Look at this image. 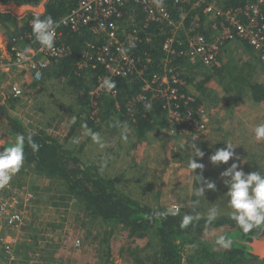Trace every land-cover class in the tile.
<instances>
[{
	"label": "rangeland",
	"instance_id": "rangeland-1",
	"mask_svg": "<svg viewBox=\"0 0 264 264\" xmlns=\"http://www.w3.org/2000/svg\"><path fill=\"white\" fill-rule=\"evenodd\" d=\"M209 2L216 3L217 1L207 0V3ZM192 10L195 9L192 8ZM192 10L186 12L190 13ZM6 11L8 12L2 13H11L10 8ZM138 12L136 7L131 10V13ZM195 17L200 18L198 25L196 23L192 25V21H190ZM193 18H190L185 28L178 32L179 36L189 37L191 27H194L196 31L204 35L209 33L208 37L210 38L208 39L210 42H215L217 36L212 29L213 23L209 24L211 17L203 20L196 13ZM161 31L164 30L161 29ZM244 45L246 46L243 44L236 48L229 46L224 51L227 50L229 56L234 59L250 60L254 71H256L255 79L264 84V65ZM0 60L3 61L1 58ZM0 64H2L1 61ZM185 69V72L182 69V74H187L194 79L191 83L187 81L193 90L197 91L198 83L205 81L204 90L206 93L200 95L201 93L197 91L199 96L197 95L196 99H201V103L205 101L201 105H206L210 111L209 129L202 135L191 133L188 135H172L170 133L169 135L165 124V127L159 126L156 130L149 132L147 141H143L131 132L130 124L132 122L126 121L122 124L114 119L112 122L106 123L110 127L100 124L97 130H91L95 134L102 135L112 145L109 152L102 145L101 148L96 145L95 149L98 155L95 157L96 161H92L88 156L89 147L91 148L94 141L93 134L86 128L75 131L72 127L77 121V114L82 107L64 82L52 77L49 79V83H44L40 87L39 84L29 83L27 80L25 82L24 77L20 75L5 77L0 70V86L4 88V94L0 95V102L7 103L9 114L21 120L30 130L57 137L61 144L78 154L80 159L86 163H91L115 187L143 204L156 209L163 208L202 217L209 216L210 210L216 207L219 210L217 217L231 215L226 195L228 188L223 182L224 178L221 177V173L232 163H237L245 173L259 170L264 174V141L256 140L254 132L258 124L264 123V105L256 104L246 96H237L236 93L226 94L223 91L224 86H221L217 79L207 78L208 72L211 70L206 67H193L188 64ZM7 71L13 70L10 68ZM12 83L22 86L26 94L25 97L13 99L9 95V85ZM36 85L38 86L36 87ZM37 88H39L38 91H36ZM192 89L187 91L194 94ZM58 95L60 98L57 97ZM37 101H40V106H37ZM93 103L84 108L85 114L81 116V121H87L88 118H90L89 121H98L96 118L98 115L89 117L87 114L90 111L93 113L91 106L96 102L93 101ZM102 109L101 105V111H103ZM67 111L69 114H66ZM108 129L117 135V139L111 141ZM225 143L231 144L234 148L235 158L230 160L227 165L214 166L210 161V156L217 149L225 148ZM101 144L106 145L107 143L101 140ZM193 144L205 153L203 159L197 158V163L203 164L204 169L202 172L197 169L195 175H202L204 180L215 182V191L207 190L205 185L199 184L198 177L188 167L189 160L196 158ZM27 164L24 161L20 171L12 177V181L15 180L17 186L25 185L34 188L37 192L43 191L48 199L64 188L62 183L51 178L47 180L48 178L30 176V173H34L27 172V169L26 175H23L22 171L27 167ZM34 171L36 172L35 167ZM199 187H205L204 195H196ZM41 207H43V210L40 208L42 212L37 211L38 219L41 222L35 223V227L33 224L30 231L38 232L41 230V226L46 225L50 231L55 233L53 234L55 235L53 245L40 248L38 243L31 244L26 241V251L23 245L18 244L16 247L18 262L16 264H45L46 260H50L48 264L160 263L158 253L161 250L162 241L156 234L132 235L130 229L124 228L121 224H107L97 218L93 217L92 219L90 212L80 200L79 205L66 207L67 209L62 208L61 211H48L47 203ZM21 233H27V231L22 230ZM77 240L81 241V245L76 248L74 243ZM55 244L59 249L58 252L61 253V257L56 261L50 259ZM213 245L221 244L213 242ZM262 247L264 253V243ZM115 255L120 257L121 261H118L119 258L116 259ZM190 255L191 251H188L185 257ZM192 259L195 260V264H206L200 252L194 254ZM189 261V259L185 260L183 264H190Z\"/></svg>",
	"mask_w": 264,
	"mask_h": 264
},
{
	"label": "trees",
	"instance_id": "trees-1",
	"mask_svg": "<svg viewBox=\"0 0 264 264\" xmlns=\"http://www.w3.org/2000/svg\"><path fill=\"white\" fill-rule=\"evenodd\" d=\"M78 1L51 0L47 4L45 14L40 16V18L51 16L58 25L77 7ZM197 1L188 0L184 4L174 5L173 0H169L173 18L178 20L181 18V11L194 8L195 10L190 12L189 19L193 18L197 13L203 20H207V16L203 14L202 7L196 8L195 3ZM216 1L220 8L228 10L244 6L250 0ZM40 2L41 0H0L1 4L14 3L17 5H37ZM133 7L135 6L131 2L129 8L132 9ZM138 13L141 14L136 17V22L142 24L144 21L145 23L144 13L141 10ZM35 17L26 15L23 18H18L13 14L0 12V27L6 30L9 34L8 39L11 40L13 37H20L29 33L31 31L29 22ZM211 23L213 22L210 21L209 24L211 25ZM139 27L141 28L142 26L139 25ZM161 29L164 31H161ZM58 30L63 34L62 44L67 45L69 54L60 62L57 74L54 77L59 80H65L68 86L77 92L82 112L91 103V97H89L90 88L94 86L97 80L96 77L102 75L104 70L99 68L92 76L93 81L87 83V78H82L76 65L81 60L84 44L98 41L97 35L93 30L87 28L75 32L69 27L59 25ZM146 32L142 33L141 42L138 43L134 52V57L137 61L139 60V67L146 66L144 69L147 71L143 78H138L137 75H134L116 79L117 94L115 96L95 98L100 108L101 105L103 106V111H100L96 117L100 122L89 121V119L84 122L81 120L76 121L72 126L75 131L81 128L95 131L100 124L110 127L106 123L116 119L122 124L126 123V121L132 122L130 126L134 136L140 140L147 141L149 132L156 130L159 126L165 127L166 111L161 101L152 102L150 108H146V105H149L147 103L134 101L142 93L144 80L150 79L153 73L162 69V60L165 59V55L161 46L167 36L170 35L169 29L164 24L153 23ZM208 35L209 33H205V36L210 38ZM147 38L151 39V41L148 42ZM181 38L185 39L186 37L181 36ZM229 43L231 42L224 43L223 49L228 47ZM24 44L25 47H27V44L34 46V48L39 46L35 38L24 41ZM245 44L247 47L244 46L250 50V53L259 59L258 53L248 43ZM220 60L222 63L221 67L208 72L207 78L217 79L221 86H224L223 91L226 94L236 93L237 96H246L251 98L256 104L264 105V84L255 79L256 71H254L255 69L250 60L234 59L229 56L227 50L222 51ZM187 63L186 59H178L176 61L178 69L181 67L183 72L186 70ZM196 66L205 67L202 64L193 67ZM50 74L51 72L47 76L50 77ZM182 76L185 82L191 83L194 80L187 74ZM204 86L205 81H201L197 85V91L201 93L200 95L206 93ZM132 102H135L133 111L129 112V104ZM199 104H202L201 99H197L196 102L187 108L182 107L181 112H189V109L196 110ZM90 113L88 112L87 114L90 115ZM0 118L2 119L0 122V128H2L0 130V139L4 141L0 151L10 147L17 136H25L24 161L28 163V167H35L37 177L48 178V180L51 178L62 183L64 187L62 189L69 196H73L84 203L92 219L94 217L107 224H121L124 228L130 229L132 235H158L162 241L161 250L158 253L160 255L159 264H183L189 258L190 261L194 260L192 256L199 252L206 264H240L247 262L264 264L262 247L264 243V226L245 233L231 219V215H222L216 217L215 220H209V216H196L180 211H174L176 215H172L168 209H156L143 204L115 187L91 163H86L77 154L68 149L66 145H62L57 137L45 133H35L21 120L11 116L7 103L0 102ZM78 118H81L80 113ZM28 137H31L39 145L38 151H33L29 147ZM77 205H79V202ZM186 214L191 215L193 220L188 226L181 228V221ZM222 238L231 242L228 247H224L222 244L213 245V242L218 243ZM188 251H191V255L185 257ZM111 255L112 253L108 260ZM192 263L193 261L190 262V264Z\"/></svg>",
	"mask_w": 264,
	"mask_h": 264
},
{
	"label": "built area",
	"instance_id": "built-area-1",
	"mask_svg": "<svg viewBox=\"0 0 264 264\" xmlns=\"http://www.w3.org/2000/svg\"><path fill=\"white\" fill-rule=\"evenodd\" d=\"M187 1L173 0V4H184ZM131 2L144 13L145 23L144 21L142 24L128 21L131 17L128 15L132 10L129 11ZM195 4L196 8L202 7L204 15L211 17L212 29L217 36L215 42H210L194 27H191L189 37L182 39L178 32L185 28L191 14L183 10L180 13L181 18L175 20L170 11L169 0H79L77 7L57 25L53 49H44L39 45L25 53L20 45L28 39L35 38L31 28L29 33L17 38L13 37L5 48H2L0 58L3 61H0L7 60L11 69L20 72H16L17 74L24 75L27 79L28 73L33 82L40 84L48 78L49 67L69 54L68 49L59 43L61 34L58 30L59 25L69 27L75 32L86 28L93 30L100 42L95 41L89 46L90 52L84 54L82 62L86 66L90 65L92 69L99 67L104 70V74L98 77L94 89L89 92L91 103L96 102L91 106L93 108V113L92 111L91 113L97 116L101 108L95 98L117 94L116 88L108 90L103 81L107 78L115 82L118 78L134 75L143 78L147 71L144 69L146 66L139 67V60L137 61L134 57L135 49L141 42L142 33H145L151 24H164L169 29L170 35L161 46L165 55V59L162 60V69L153 73L150 79L144 80L142 93L134 101L149 105L155 100L161 101L166 111V126L169 135L170 133L172 135L190 133L202 135L209 129L210 111L200 105L196 110L189 109V112H181L182 107H189L196 102V99L192 94L183 90L186 83L182 78V68L178 69L176 61L186 59L187 65L202 64L213 70L221 67L220 59L224 43L240 40L248 43L258 53L260 62L264 65V0H250L244 6L228 10H222L215 2L207 3V0H198ZM199 22V17L192 19V25L194 23L198 25ZM147 41L150 42L151 39L147 38ZM21 53L25 54L22 60L19 56ZM4 67L5 65L0 64V68ZM3 74L6 73L3 72ZM1 90L0 95L4 94V88ZM9 95L13 99H21L26 94L22 86L12 83L9 85ZM134 104L135 102L129 104V112L133 111ZM26 169L27 172L34 173L29 172L30 176L37 178L34 166L24 168L23 175H26ZM78 202L77 198L69 196L64 190L58 191L48 199L45 192H37L34 188L25 185L17 186L15 180L11 179L7 186L0 188V264H16L18 262L16 247L22 242L38 243L40 248L53 245L55 237L53 234L55 233L50 231L46 225L43 227L40 225L41 230L38 232L30 231L33 224L35 227V223L41 222L37 216V211L42 212L43 210L44 206L41 207V205L47 203L48 211H61L62 208L70 207ZM22 230L27 233H21ZM80 245V240L74 243L76 248ZM58 251L55 244L50 254L51 260L56 261L61 257ZM114 257L121 261L117 255ZM49 262L50 260H46L45 264Z\"/></svg>",
	"mask_w": 264,
	"mask_h": 264
},
{
	"label": "clouds",
	"instance_id": "clouds-1",
	"mask_svg": "<svg viewBox=\"0 0 264 264\" xmlns=\"http://www.w3.org/2000/svg\"><path fill=\"white\" fill-rule=\"evenodd\" d=\"M216 5L220 8L217 3ZM56 27L57 24L51 16H47L43 19L37 16L31 22L32 34L35 37V41L42 48L48 50L54 48ZM28 51H30V49H25V53ZM19 56L21 60L25 58L24 53L19 54ZM183 80L185 82L184 78ZM103 83L108 90L116 88V83L107 78ZM185 83L188 85L187 81ZM183 90L186 93L192 94L195 99L197 98V95L186 91L184 87ZM146 108H150V105H146ZM254 132L256 140L264 141V123L258 124L255 127ZM93 138H96V134H93ZM25 139V136L19 135L11 143L10 147L0 151V188L7 186L12 177L19 172L23 166ZM27 139L29 147H31L33 151H38L39 145L32 140L31 137H28ZM225 144V148L217 149L215 153L210 156V161L214 166L219 167L221 164L227 165L230 160L235 158L233 151L234 148L231 144ZM193 147L195 148L196 158L189 160L188 167L195 175L197 169H200L201 172L204 169L203 164L197 163V158L203 159L205 153L195 144H193ZM195 176L198 177L199 184L205 185L207 190H216L215 182L204 180L202 175ZM221 177L224 178L223 182L228 188L226 195L228 197V207L231 209V219L236 222L237 226L245 233H249L254 229L264 226V174L259 170L245 173L240 169L239 164L232 163L230 167L221 173ZM204 194L205 187H199L196 195L200 196ZM169 211L172 215H176L174 211ZM218 214L219 210L216 207H213L209 213V220H215ZM192 220L193 217L186 214L181 221V228L188 226ZM219 243L224 247H228L231 242L222 238Z\"/></svg>",
	"mask_w": 264,
	"mask_h": 264
},
{
	"label": "crops",
	"instance_id": "crops-1",
	"mask_svg": "<svg viewBox=\"0 0 264 264\" xmlns=\"http://www.w3.org/2000/svg\"><path fill=\"white\" fill-rule=\"evenodd\" d=\"M51 0H43V1H41L39 4H37V5H17V4H14V3H8V4H1L0 3V12H8V11H6V10H8L9 8L11 9V13L10 14H13V15H15L16 17H18V18H22V17H24L25 15H27V14H29V15H33V16H43L44 14H45V12H46V7H47V4L50 2ZM133 9V8H132ZM136 9H138L137 7H136ZM139 14H141V13H129L128 15L129 16H131L129 19H128V21H136V17L139 15ZM8 33L6 32V30L4 29V28H2V27H0V52H1V50H2V48H5V46H7V44L9 43V39H8ZM62 33L60 34V38H59V43L60 44H62ZM24 43H22L21 45H20V47L23 49V50H25V49H30V50H32V49H34V46H29L28 44H27V47H25V44L23 45ZM91 44H92V42H89V43H85L84 44V46H83V48H82V56H81V60L77 63V68H78V71L80 72V74H81V76H82V78L84 77V78H87L86 80H87V83H91V81H93V78H92V76L94 75V73L99 69V67H97L96 69H92L91 68V66L89 65V66H86L82 61H83V56H84V54H87V53H89L90 52V48H89V46H91ZM243 44H245V42H242V41H233V42H231V43H229V45H228V48H229V46H233V48H236V47H238V46H240V45H243ZM66 48H68L67 47V45H65V44H63ZM69 49V48H68ZM224 49H226V48H224ZM223 49V50H224ZM65 59V58H64ZM63 60V59H62ZM61 60V61H62ZM60 61V62H61ZM8 61L7 60H5L4 62H2V65H5V67L4 68H0V70L1 71H3V72H7L6 74H4V76L5 77H7V76H19L20 74H17V73H20L19 71H17V70H13L14 72H9V71H7V70H9L11 67L9 66V63H7ZM60 62H54V64H52L50 67H49V69H48V71H47V74L49 73V72H51V74H50V77L48 78V79H46V81H44L43 83H40L39 85H40V87H42L43 86V84L44 83H49L50 81H49V79H51L52 77H54L55 76V74H57L56 72H57V70H58V66H59V64H60ZM3 63H5V64H3ZM3 72H2V74H3ZM17 72V73H16ZM102 74H104V72L102 73ZM26 75V74H25ZM20 76H23L24 77V75H20ZM99 77V76H98ZM98 77H96L97 78V80H96V82H95V84H94V86L92 87V88H90V90H89V92H91L93 89H94V87L96 86V83L98 82ZM54 79H57V78H55L54 77ZM23 80H25V82H26V80H27V82H31V83H35V82H33V80L31 79L30 80V76H29V74L27 73V79H25V78H23ZM60 81H62V82H64V84H65V86L67 87V88H69L70 90H71V93H72V95H74L75 97H76V99H78L79 98V95L77 94V92L74 90V89H71L69 86H68V84H67V82L65 81V80H61L60 79ZM36 84H38V83H36ZM0 85H1V83H0ZM93 85V84H92ZM91 85V86H92ZM38 85H36V87H37ZM0 89H3V87L2 86H0ZM184 89L187 91V90H191L192 89V87L191 86H187V85H185L184 86ZM39 90V88H37L36 89V91H38ZM192 91L194 92V94H196V95H198L199 96V93L196 91V90H193L192 89ZM79 94H81V93H79ZM46 95V94H45ZM57 97H59L60 98V95H58ZM38 100H40V98H38ZM79 102V101H78ZM205 101H203L202 102V104L204 103ZM41 105V103H40V101H37V106H40ZM203 106H205L206 108H207V106L206 105H203ZM79 113H80V117L83 115V114H85V111H82L81 112V108H80V111L78 112V114L77 115H79ZM66 114H69V112L67 111L66 112ZM91 116H93L92 115V113H90V115H89V117H91ZM78 117V116H77ZM88 119H90V118H88ZM81 120V118L80 119H78L77 118V121H80ZM2 121V119L0 118V122ZM76 122V121H75ZM88 132H90L91 134H95V133H93L91 130H88ZM108 132H109V134H110V136H111V141H113V140H115V139H117V135L116 134H114L112 131H111V129H108ZM101 140H104L107 144L106 145H103V144H101ZM3 142L4 141H2L1 139H0V147L3 145ZM62 145H64V144H62ZM96 145H99V147L101 148V145H102V147L106 150V151H110L111 149H112V145H111V143L109 142V141H107L102 135H100V134H96V138H94V141L92 142V144H91V148L89 147V153H88V156L92 159V161H96L95 160V157H97L98 155H97V153H96V149H95V146ZM99 154V153H98ZM21 245H23V248H25L26 249V246H27V244L26 243H24V244H20V246ZM25 245V246H24ZM26 251H27V249H26ZM190 259V258H189ZM191 261H193V263L192 264H195L194 263V260H191ZM191 261H189V262H191Z\"/></svg>",
	"mask_w": 264,
	"mask_h": 264
}]
</instances>
